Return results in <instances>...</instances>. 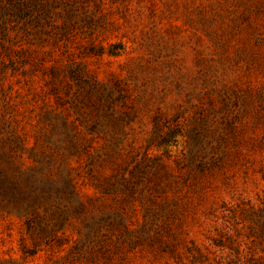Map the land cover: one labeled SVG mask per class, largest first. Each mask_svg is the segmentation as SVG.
Wrapping results in <instances>:
<instances>
[{
	"label": "rangeland",
	"instance_id": "rangeland-1",
	"mask_svg": "<svg viewBox=\"0 0 264 264\" xmlns=\"http://www.w3.org/2000/svg\"><path fill=\"white\" fill-rule=\"evenodd\" d=\"M71 5L0 30V165L40 193L0 196V264H264V0Z\"/></svg>",
	"mask_w": 264,
	"mask_h": 264
},
{
	"label": "trees",
	"instance_id": "trees-1",
	"mask_svg": "<svg viewBox=\"0 0 264 264\" xmlns=\"http://www.w3.org/2000/svg\"><path fill=\"white\" fill-rule=\"evenodd\" d=\"M74 2L75 0H0L1 33L4 34L9 25L11 28L17 27L16 34L22 33L34 39H43V35L52 34L51 32L57 28H63L65 31L74 16L71 5ZM56 16L63 20L61 25L53 24ZM11 173L12 165L9 161L0 165V196L6 200L5 205H11L17 210L19 205L39 202V191L32 189L26 192L22 189L26 185L23 176L15 178ZM61 180L58 191L74 200L72 208L74 212H81L85 205L78 199L72 177L67 174L61 176ZM48 189L40 188V192L46 193Z\"/></svg>",
	"mask_w": 264,
	"mask_h": 264
}]
</instances>
